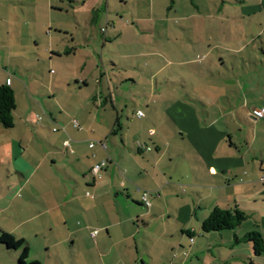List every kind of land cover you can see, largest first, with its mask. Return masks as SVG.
<instances>
[{
  "label": "rangeland",
  "instance_id": "374dc122",
  "mask_svg": "<svg viewBox=\"0 0 264 264\" xmlns=\"http://www.w3.org/2000/svg\"><path fill=\"white\" fill-rule=\"evenodd\" d=\"M175 1L183 6L178 12L167 8L172 0H0V73H7L12 80L16 77L29 88L26 93L25 88L19 86L13 113L15 123L30 112L36 116L52 113L57 120L75 121L81 128L80 133H87L89 146L93 144L95 149H100V143L105 145L106 168L103 167L101 178H110V172L105 171L108 167L116 171L130 168L136 173L138 167L145 166L160 178L153 183L157 189L161 174L166 176L167 182L173 183L157 193L125 176L119 178L115 174L111 179L117 189L109 200L105 199L106 214L117 211L122 216L136 213L139 216V209L148 211L139 197V201L128 202L125 191L118 188L121 181L147 192L151 206L157 203L151 214L140 216L134 222L133 227H140L141 232L131 239L133 249L135 244L138 247L137 254L133 250L136 258L143 259L144 264H249L246 257L254 261L249 244L234 246L230 231L201 232L202 216H207L211 207L203 204L198 210L192 200L195 190L185 186L181 179V175L194 166L192 162L186 164L178 154L179 150L189 151L190 142L180 125L166 123L164 108L170 96L164 93L163 84L177 87L185 100L196 102L194 112L201 116L214 113L208 97L229 98L239 117L251 123L248 116L253 106L251 97L264 88L256 72V57H249L257 47H243L242 55L238 56L228 53L236 44L243 46L242 42L251 39L243 29V24L249 20L243 19L239 10L228 8L235 5L233 0H218L220 5L225 2V7L217 14L197 13V9L188 8L189 0ZM198 2L201 0H197V5ZM71 49L74 50L71 54H64ZM241 57L247 62L246 70H242ZM99 73L105 75L100 89L96 83ZM244 73L247 74L249 105L242 108L245 89L241 90L238 81L244 83ZM79 78H85L90 87H97L95 95L99 101L107 98V86H111L114 106L100 108L97 115L96 103L91 98L87 100L90 89H83ZM108 80L111 83H106ZM229 81L232 88L221 89ZM223 99L222 105H225ZM138 111L143 113V118H137ZM183 117L188 121L194 115L185 110ZM88 118L96 120V135L88 133L83 124ZM117 120L120 129L116 126ZM253 129L247 128L249 141L254 138ZM149 130L165 138L161 145L165 156L161 161H157L155 149L149 142ZM123 140L130 145L129 149L123 146ZM143 140L150 143L151 153L136 152L135 145ZM256 145L259 156L264 152V139L258 137ZM149 155H154V159ZM72 157L69 163L75 162ZM69 163L64 159L61 167ZM67 169L61 173L66 174ZM142 174L143 168L138 169L137 176ZM81 178L79 175L78 182L83 181ZM104 182L106 185L107 181ZM106 186L104 191H109ZM66 191L69 192L68 186ZM87 196L94 199L95 194L89 191ZM193 204L198 219H189L187 214L182 216L180 210L187 211ZM50 206L53 205L49 203ZM67 207L26 224L23 221L31 216L30 210L22 213L15 207L18 215L0 211V237L6 233L26 241L29 248L26 264H101L103 249L91 248L89 241L85 244L72 237L71 241L62 243L67 234L62 215L70 216ZM250 220L243 223L244 233L253 231ZM69 228L72 231L74 225ZM187 228L196 230L192 245L181 234ZM73 241L76 244L72 247ZM181 246L188 258L173 259L172 252ZM20 254L21 249L7 252L0 246V264H18ZM262 261L254 264H264V258Z\"/></svg>",
  "mask_w": 264,
  "mask_h": 264
},
{
  "label": "crops",
  "instance_id": "0c3cea01",
  "mask_svg": "<svg viewBox=\"0 0 264 264\" xmlns=\"http://www.w3.org/2000/svg\"><path fill=\"white\" fill-rule=\"evenodd\" d=\"M196 2L197 0H189L187 6L189 9H197V13L217 14L225 7V2L220 5L218 0H201L198 5ZM233 2L236 6H229L228 8L235 11L239 10L242 18L249 20V23L243 24V29L251 39L242 42L243 46L236 44V48L229 49L228 53L231 56H238L242 55L243 50L248 47H257L255 50L253 49V53L249 57L251 59H254L252 56L256 57L254 59L257 63L256 72L262 80L260 81L261 85L264 86V71L262 70L264 69V0H233ZM182 7L175 0H172L171 5L167 8H175L178 12ZM150 8H153V6ZM73 51V49L65 50L64 54L69 55ZM246 65L247 62L242 58V70L248 68V65ZM259 66L262 69L259 70ZM243 75L245 77L244 83L241 80L238 81L241 90L245 89V101L243 100L240 106L242 108L245 107L244 105H249V89L245 84L247 74L244 73ZM98 76L99 79L96 80V83L100 89L99 85H101L105 75L99 73ZM78 82L83 83V89H90L87 100L89 101L91 98L92 102L96 103L97 108L94 111L97 112V115L100 108L104 110L108 105L114 106L111 86H107V98L104 97V100L102 98L99 101L95 95L98 91L97 87H90L85 78H79ZM106 83L109 84L111 81L108 80ZM0 85L9 86L12 89L15 103L20 85L25 88L26 93L29 91V88L23 82L17 80L16 77L12 80L7 73H0ZM228 87L232 88L231 81L221 89L227 90ZM163 89L164 93L170 96L168 98L170 100L167 101L164 108L166 123L176 127L180 125L181 131L186 133L189 138V151L179 150L180 153L178 152V154H181L180 156L185 159L186 164L188 162L194 164L189 171H186L189 173L184 172L181 175L182 181L186 184L185 186L195 190L192 198L193 203H197L198 210L203 204L211 207L207 216L215 207L227 210L230 209L231 205L236 206L250 216L249 219H252L249 221L252 224L250 226L253 230H257L264 239V152L261 151L259 156L256 155L258 137L264 139L263 120L255 121L250 114L248 116L251 123L247 118L245 120L241 119L237 108L232 107L230 99L223 96L208 97V104L214 109V113L201 116L200 113L194 112L198 104L191 100H185L178 93L177 87L167 86L164 82ZM251 98H253L251 110L264 108V88L262 92L253 94ZM222 99L225 101V105H222ZM185 110L193 113L192 120L187 121L184 119ZM55 118L56 115L52 113H49L48 116H36L30 112L23 120L18 118L12 129H4L0 126V211L2 213L17 214L15 207L22 210V213L25 209L26 211L30 210L31 216L26 217L23 221L26 224L28 221L39 220L52 211L65 209L68 206L66 210L67 214H70L69 218L62 215L64 217V228L67 232L62 243H65V240L71 241L73 238L77 241H84L85 244L89 241L88 244L91 248L99 251L103 249L101 264H144L143 259L136 258L133 253L135 249L137 254V245H134V249L131 246V239L136 238L141 233L140 227L134 228L133 225L135 221L139 220L140 216L144 218L151 214L157 203L146 207L147 212L139 209V212H141L139 216L138 213L122 216L117 211L106 214L105 202L109 200L110 196L112 197L113 192L117 189L113 186L114 182H111V179L114 178L115 174L119 178L125 176L138 185L153 189L157 193L163 191L167 185H173V183L167 182L166 176L161 174V183L158 184L157 189L153 186V183L154 180L160 178L157 174H154L152 169L145 166L138 167L136 173L130 168H123V171L121 168H117L116 171L115 168L110 169L108 167L107 170L104 169L111 174L108 179L106 177L101 178L102 168L98 177L93 176L91 173L92 166L101 161L104 162L103 160L106 157L103 152L106 151L105 145L100 143V149H95L93 145L90 147L87 144L88 135L87 133H80L81 128H74L73 123H70L67 119L61 121ZM137 118L139 117L137 116ZM95 121L94 119L89 121L88 118L83 123L87 127V132L91 135L98 133V129L95 128ZM161 122L163 123V120ZM116 124L119 125L118 120ZM248 126L254 127L252 141H249ZM54 129L56 131H53ZM115 134L116 131L113 135ZM148 136L150 138H148L149 142L155 149L157 161H161L165 156L161 149L165 138L163 140L161 135H156L152 130L148 131ZM66 141L69 142L68 147L64 146ZM150 143L147 144L144 140L138 143L135 145L136 152L139 154L151 153ZM123 146L126 149L130 147L124 140ZM129 154L131 156L130 151ZM72 156L76 160L69 163L71 161L69 159L73 158ZM153 156L149 155L150 159ZM64 159L69 163V166L66 165L67 167L62 168L61 163ZM172 159L173 157L170 158V160ZM133 160L131 158V161ZM140 168H143L141 177L137 176ZM64 169L68 171L66 174L61 173ZM79 175L82 176V182H78ZM105 180L107 181L106 185L109 186V191H104ZM67 186L69 192L66 191ZM118 188L125 191L128 202L131 199L139 201V198L143 199L144 194H147L148 201V193H143L140 188H135L132 184L121 181ZM89 191L95 194L94 199L88 198L87 193ZM136 195L137 198H134ZM195 199L197 202H195ZM49 203L53 206L48 207ZM192 206L194 204L188 207L186 205L187 211L181 209L180 212L184 214L182 216L187 214L189 219H198V213L193 211ZM207 216H202V220ZM258 217V221L255 220ZM141 221L144 223L143 220ZM256 223H258V226ZM69 225H74L72 231ZM128 226L131 228L129 229ZM244 226L242 223L239 228L230 231L233 241L234 238L239 240V242L234 243V246L243 243L240 239L247 233L243 232ZM94 228L98 231H94ZM93 232L97 233L93 236ZM186 232L193 233L194 237L196 235L194 228L184 229L181 234L187 237ZM220 237L222 239L223 236L220 235ZM193 239L192 242L194 243ZM192 242L189 243L192 245ZM71 243L72 247L76 244L75 241ZM183 249L181 246L178 251L172 252L173 259L188 258L181 251ZM251 254L253 255L252 251ZM113 255L114 257H112ZM246 258L254 264L257 261L263 262L262 258L264 257H254V261L248 257Z\"/></svg>",
  "mask_w": 264,
  "mask_h": 264
},
{
  "label": "trees",
  "instance_id": "16d2710c",
  "mask_svg": "<svg viewBox=\"0 0 264 264\" xmlns=\"http://www.w3.org/2000/svg\"><path fill=\"white\" fill-rule=\"evenodd\" d=\"M15 109L16 103L12 89L6 85H0V126L2 128L12 129L14 127L13 113ZM116 126L118 129L120 128L118 124ZM249 218L248 214L239 210L236 206L227 210L215 207L202 221L201 232L202 234H218L224 231H234ZM185 234L190 240L194 238V234L191 232ZM240 241L250 245L254 257H264V239L257 230L246 233ZM233 242L237 243L239 240L234 238ZM0 246L5 248L7 252L21 249L18 264H26L29 249L24 240H17L13 236L3 233L0 237ZM30 264L38 263L31 262ZM249 264H252V262L249 261Z\"/></svg>",
  "mask_w": 264,
  "mask_h": 264
},
{
  "label": "built area",
  "instance_id": "2783aa9c",
  "mask_svg": "<svg viewBox=\"0 0 264 264\" xmlns=\"http://www.w3.org/2000/svg\"><path fill=\"white\" fill-rule=\"evenodd\" d=\"M137 116L139 118L143 117V113L142 112H137ZM251 116L253 118V120H263L264 121V108L262 109H253L251 111ZM39 120H41V118H39ZM73 127L76 129H80L79 125L73 121ZM53 131H56L55 129ZM93 144L90 145V147H92ZM64 146L68 147L69 146V142L66 141L64 142ZM106 165V162H101L98 165H95L92 169H91V173L93 176L98 177L99 172L102 170V168ZM264 178V177H263ZM143 201H144V206L145 207H149L150 203L147 201V194L143 195ZM97 232H93V236L96 234ZM192 242V239L190 240Z\"/></svg>",
  "mask_w": 264,
  "mask_h": 264
}]
</instances>
